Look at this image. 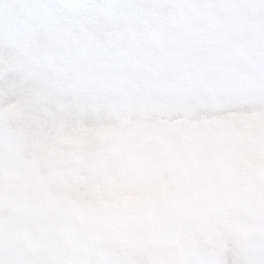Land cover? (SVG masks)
<instances>
[{"label": "snow or ice", "instance_id": "1", "mask_svg": "<svg viewBox=\"0 0 264 264\" xmlns=\"http://www.w3.org/2000/svg\"><path fill=\"white\" fill-rule=\"evenodd\" d=\"M214 6L0 14V67L32 57L0 79V264H264V231L243 234L249 192L264 206V120L243 119L264 117V0Z\"/></svg>", "mask_w": 264, "mask_h": 264}, {"label": "rangeland", "instance_id": "2", "mask_svg": "<svg viewBox=\"0 0 264 264\" xmlns=\"http://www.w3.org/2000/svg\"><path fill=\"white\" fill-rule=\"evenodd\" d=\"M220 2H222V0H207V8L203 10L199 8H192L189 10L188 14L190 16H198L203 11L208 15H218V10L214 6V4ZM25 3H27V0H0V14L9 13L13 10L14 6ZM243 119L245 121L251 119L260 123L262 120H264V117H262L259 113H253L250 117L245 116ZM249 185L251 189H255V182L253 180H249ZM256 200L257 198L254 194V191H250L247 201L248 214L243 220V234L245 236L246 242L252 247H257L258 234L261 231H264V206H258ZM33 246L38 247L42 251L48 253H52L57 250L56 245L50 243L41 244L39 241H35L33 243ZM11 252L12 255H19L21 249L18 246L14 245Z\"/></svg>", "mask_w": 264, "mask_h": 264}, {"label": "clouds", "instance_id": "3", "mask_svg": "<svg viewBox=\"0 0 264 264\" xmlns=\"http://www.w3.org/2000/svg\"><path fill=\"white\" fill-rule=\"evenodd\" d=\"M13 49L28 50L30 48L27 41L19 39L12 45ZM32 63L30 55L17 56L10 61L3 62V67H0V79L2 80H15L18 79L22 72L28 69Z\"/></svg>", "mask_w": 264, "mask_h": 264}]
</instances>
